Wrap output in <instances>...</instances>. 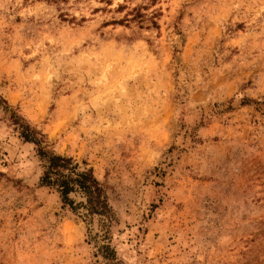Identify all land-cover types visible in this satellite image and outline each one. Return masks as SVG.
Wrapping results in <instances>:
<instances>
[{
  "label": "rangeland",
  "instance_id": "rangeland-1",
  "mask_svg": "<svg viewBox=\"0 0 264 264\" xmlns=\"http://www.w3.org/2000/svg\"><path fill=\"white\" fill-rule=\"evenodd\" d=\"M13 112L94 169L124 264H264V0H0V264H105Z\"/></svg>",
  "mask_w": 264,
  "mask_h": 264
},
{
  "label": "trees",
  "instance_id": "trees-1",
  "mask_svg": "<svg viewBox=\"0 0 264 264\" xmlns=\"http://www.w3.org/2000/svg\"><path fill=\"white\" fill-rule=\"evenodd\" d=\"M132 11L129 14L133 15V19L143 17L139 9L134 8ZM123 22L124 19L116 21ZM12 121L20 137L37 148L43 167L40 186L56 191L63 207H68L73 213L88 219L89 223L94 217H98L101 222L100 231L93 234L89 230V243L94 241L97 244L98 254L105 259V264H124L118 259L112 244L111 228L117 215L109 200L106 186L96 176L94 169L86 161H83L82 166L74 157L49 149L46 136L16 112H13Z\"/></svg>",
  "mask_w": 264,
  "mask_h": 264
}]
</instances>
